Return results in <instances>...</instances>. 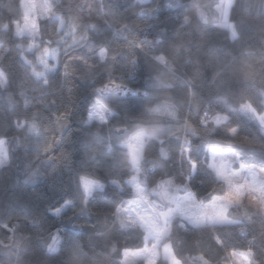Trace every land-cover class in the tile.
Returning a JSON list of instances; mask_svg holds the SVG:
<instances>
[{"label":"snow or ice","instance_id":"6c2138e0","mask_svg":"<svg viewBox=\"0 0 264 264\" xmlns=\"http://www.w3.org/2000/svg\"><path fill=\"white\" fill-rule=\"evenodd\" d=\"M7 7L8 22L0 19V94L9 109L21 101L25 111L54 105L49 97L61 67L66 79L100 86L90 93L83 121L84 128H97L81 141L91 170L76 171L70 193L54 207L41 211L13 197L0 208V254L23 257L35 240L43 252L38 264H105L104 252L119 257L112 264H264V45L256 44L255 33L259 27L264 39V0H212L207 10L196 5L198 24L206 27L211 14L226 43L200 65L195 78L181 71L195 66L193 49L199 54L196 35L181 31L191 23L187 15L171 35L162 26L149 39L135 21L125 23L117 4L104 0L75 5L20 0ZM136 7L137 19L150 26L149 19H158L162 10L187 5L136 0ZM93 15L106 27L91 23ZM169 46L182 51L184 59L166 54ZM77 49L86 51L75 55ZM151 64L157 74L148 72L138 84L142 67ZM78 65L86 69L79 76ZM14 85L18 91H10ZM67 93L70 99V87ZM154 93V101L137 115L136 101ZM69 114L66 107L55 115L53 128L39 110L6 122L0 129V170L12 168L14 158L23 155L24 185L41 178L34 160L42 156L53 171L57 166L71 171V153L52 155L64 143ZM101 127L109 128L107 135ZM214 137L232 146L206 147ZM80 163L84 168L86 162ZM81 217L89 222L80 223ZM86 227L93 250L101 249L92 256L84 252ZM193 230L210 237L211 255L199 250L185 259L182 234ZM125 235H134L138 243L121 244Z\"/></svg>","mask_w":264,"mask_h":264},{"label":"trees","instance_id":"16d2710c","mask_svg":"<svg viewBox=\"0 0 264 264\" xmlns=\"http://www.w3.org/2000/svg\"><path fill=\"white\" fill-rule=\"evenodd\" d=\"M183 4L187 5V8L184 10L181 9H173L167 10L164 9L160 12L158 19H149L148 23L150 26H145L141 20L137 19V14L139 9L136 7V0H104L107 3H114L119 6V9L122 13H125L127 19L125 23H132L135 21V24L139 26V29L143 31V34L148 36L149 39L152 38V35L160 28L167 27L169 30L168 35L172 34V30L180 29V24L182 23L184 16L187 15L190 18V25L185 26L183 31L189 35H196L199 39V54L197 55L196 49H193V57L191 59V63L195 66H186L181 68V71L187 72L189 78H195L197 72L200 69L201 64H208L209 59L211 57V53L218 48L221 44L226 43L224 37L222 35H218L221 31L215 28V21L212 18L211 14H209L208 25L205 27L204 25L198 24L197 15L198 9L196 7V0H181ZM204 1L203 6L207 10L208 6L212 3V0H201ZM63 2L67 3L68 0H63ZM71 2L75 5L77 3H88L92 2V0H71ZM20 3V0H0V19L3 22L7 23L8 18L11 13L8 11L7 6L16 7ZM127 10V11H126ZM105 11H108L106 8ZM255 15V13H253ZM91 23H96L98 28L101 30L106 27L105 21L102 18L96 17L93 15L91 18ZM256 33V44L264 45V39H261V30L259 27L255 29ZM143 38V37H141ZM0 40H3L2 35H0ZM122 42V41H121ZM171 45V41L169 42ZM5 47H11L5 41ZM254 53H256V47L251 49ZM86 50L77 49L75 51V55H83ZM207 53V55H204ZM172 58L180 61L184 59L185 54L182 51H177L172 49L170 46L167 49V53ZM253 59L259 64V55H254ZM92 63V61H90ZM79 72L77 76L81 73H84L86 69L83 65H78ZM259 72L260 69H257ZM148 72H152L153 75L157 74L156 66L154 64L148 65L146 68L142 67L139 75L137 76V83L142 84ZM22 75V69H19V65H16V76L19 77ZM119 75V72L117 73ZM210 78L211 72L207 73ZM54 80V88L53 94L50 95L49 100H55V104H50L48 107H41L40 105H36L35 108H31L28 111H25L23 108L22 101L15 109H9L6 103L5 94H0V129L3 128V125L7 122L8 124H12L17 119L23 120L26 117H30L33 111L39 110L42 113V117L45 118V124L49 128L55 127L54 120L55 115H58L59 112H62L67 107L69 111V117L65 122V126L63 129L64 143L56 145L54 147V151L52 153L53 156L59 157L65 153H71V171L67 167L57 166L55 171H53L51 167V162L45 157H41L40 160H34V157L29 154V158L34 160V166L38 167L41 172V178L34 185H24L23 184V176L21 174V168L24 164L23 155L17 156L13 160V166L7 170H0V208L4 207L8 201H10L13 197H18L20 201L30 203L36 206L39 210L43 211L46 208L54 207L59 204L63 197L70 193L71 191V177L75 174L76 171H84L85 169L91 170V162L87 160L85 152L81 149V141L90 135V132L97 131L96 127L91 129H86L83 126V121L86 118V105L89 100L90 93L93 91V87H99L100 83H96L94 86L88 80H81L76 77H70L66 79L63 74V68L55 74L53 77ZM261 77L257 75L255 77V83L259 84ZM104 81L106 82V77H104ZM18 84L19 81L17 80ZM28 87H32V82H27ZM72 89V95L69 99L67 88ZM10 91H18V89L13 86ZM169 95L171 92L168 93ZM156 93L153 96L149 97L147 101L140 102L136 101L137 112L139 115L143 112L144 107L149 106L150 101H154ZM225 95V94H221ZM235 105H233V109L235 110ZM102 134L107 135L109 128L101 127L99 128ZM59 135V132L57 133ZM23 139L21 138V143H23ZM43 143V141H40ZM35 147V145H33ZM206 147H214V146H223L225 148L232 146L229 145L227 141L220 137H214L209 140H206ZM96 147H101L99 143L96 144ZM81 160H84L85 166L81 167ZM178 163V162H177ZM174 167L176 165H173ZM202 187L199 183H197V188ZM67 190V192L65 191ZM89 222L87 217H81L80 223ZM90 222H95V218H93ZM103 223V221H101ZM68 227H71L70 225ZM52 231L55 230L54 226L51 227ZM223 231L221 230V235H223ZM184 236V240L187 242L186 244H181L179 247L181 248L185 259L189 256H194L197 254L199 250H202L208 254H212L209 248V244L211 243L210 237L205 233L201 234L196 231H191L187 234H182ZM82 237L84 243V252L87 256H92L93 251L96 252L101 251L100 248H95L93 250L92 245L89 243L90 238L92 237V233L86 228L82 230ZM0 239H3V235L0 234ZM197 241H199V245H197ZM233 241L230 240V243ZM120 243H127L129 246H135L138 241L135 236H122L120 238ZM222 255V253L220 254ZM19 259L20 264H38V262L43 259V252L38 248L37 242L35 240L31 241L30 246L24 251L23 257H11L9 258L7 255L0 254V264H15V262ZM103 259L105 260V264H112L113 261L118 260L119 257L116 254H109V252H104ZM188 264H191V261H188Z\"/></svg>","mask_w":264,"mask_h":264},{"label":"rangeland","instance_id":"374dc122","mask_svg":"<svg viewBox=\"0 0 264 264\" xmlns=\"http://www.w3.org/2000/svg\"><path fill=\"white\" fill-rule=\"evenodd\" d=\"M181 2H182V1H181ZM196 2H197V4H200V5H202V6H203V4H204V3H203L204 1H201V0H196ZM203 8H204V6H203ZM204 9H205V8H204ZM205 10H206V9H205Z\"/></svg>","mask_w":264,"mask_h":264}]
</instances>
